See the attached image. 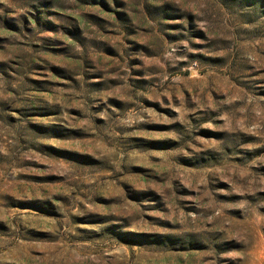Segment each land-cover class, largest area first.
Here are the masks:
<instances>
[{"label":"rangeland","instance_id":"obj_1","mask_svg":"<svg viewBox=\"0 0 264 264\" xmlns=\"http://www.w3.org/2000/svg\"><path fill=\"white\" fill-rule=\"evenodd\" d=\"M0 264H264V0H0Z\"/></svg>","mask_w":264,"mask_h":264}]
</instances>
